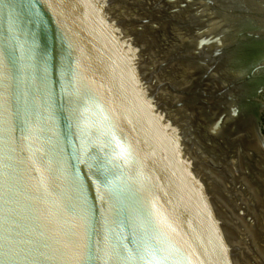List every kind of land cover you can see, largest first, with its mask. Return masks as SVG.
Instances as JSON below:
<instances>
[{
	"label": "water",
	"instance_id": "water-1",
	"mask_svg": "<svg viewBox=\"0 0 264 264\" xmlns=\"http://www.w3.org/2000/svg\"><path fill=\"white\" fill-rule=\"evenodd\" d=\"M264 0H0V264H264Z\"/></svg>",
	"mask_w": 264,
	"mask_h": 264
},
{
	"label": "flooded vegetation",
	"instance_id": "flooded-vegetation-1",
	"mask_svg": "<svg viewBox=\"0 0 264 264\" xmlns=\"http://www.w3.org/2000/svg\"><path fill=\"white\" fill-rule=\"evenodd\" d=\"M253 125V126H255L256 127V130H257V133H258V135H259V137L260 138H263V140H264V111H263V113H262V115H261V118H260V120H259V122H258V127L256 126V123H254V122H248L247 123V125Z\"/></svg>",
	"mask_w": 264,
	"mask_h": 264
}]
</instances>
